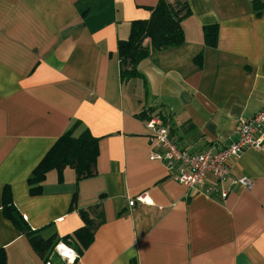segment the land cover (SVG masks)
Returning <instances> with one entry per match:
<instances>
[{"label": "crops", "instance_id": "0c3cea01", "mask_svg": "<svg viewBox=\"0 0 264 264\" xmlns=\"http://www.w3.org/2000/svg\"><path fill=\"white\" fill-rule=\"evenodd\" d=\"M253 1L189 0L185 45L152 53L139 64L143 76L123 83L118 43L132 22L151 18L159 0H0L6 264L45 263L6 218L5 188L43 239L73 234L85 226L79 210L100 204L104 222L82 256L57 246L65 264H264V145L232 163L222 186L227 198L209 197L150 159L146 126L150 117L164 119L180 148L217 151L237 138L240 118L264 109V10L257 16ZM208 26L219 28L216 48L205 46ZM76 122V136L88 129L99 139L96 175L77 182L71 168L61 179L51 171L41 194L31 195L28 179ZM242 177L251 189L232 183ZM143 193L152 203L131 207ZM61 245L73 260L60 254Z\"/></svg>", "mask_w": 264, "mask_h": 264}, {"label": "trees", "instance_id": "16d2710c", "mask_svg": "<svg viewBox=\"0 0 264 264\" xmlns=\"http://www.w3.org/2000/svg\"><path fill=\"white\" fill-rule=\"evenodd\" d=\"M253 8L257 16L264 10V4L260 0L253 1ZM191 16L189 0H159L157 6L152 9L149 20H139L131 23L130 36L127 40L118 43L120 59V72L122 82H128L135 78H141L139 64L149 58L152 53H159L178 49L185 45V32L183 22ZM218 26L204 28L205 46L216 48L218 43ZM150 40V47L144 45ZM202 55L196 60H200ZM145 120L144 115L139 116ZM153 118V117H152ZM149 118V121L152 119ZM159 118V117H158ZM163 126L164 119L159 118ZM148 121V122H149ZM80 123H74L71 128L61 136L54 146L45 155L28 179L31 195H39L42 185L51 171H57L62 178L67 168L75 171L77 182L94 177L97 173L96 163L99 155V139L92 136L88 129H84L80 135H75ZM73 204L77 201V193L74 195ZM95 211L99 213L96 214ZM4 213L14 226L22 231L31 243L33 250L45 264H65L56 252V248L63 243L73 249L77 257H80L93 244L95 232L104 222L100 204L88 210H79V214L85 226L76 230L73 234L58 238H41L37 232L32 231L27 222L14 206L9 188L4 191ZM91 213L95 216L92 217ZM78 258H76L77 260ZM0 264H6V255L0 251Z\"/></svg>", "mask_w": 264, "mask_h": 264}, {"label": "built area", "instance_id": "2783aa9c", "mask_svg": "<svg viewBox=\"0 0 264 264\" xmlns=\"http://www.w3.org/2000/svg\"><path fill=\"white\" fill-rule=\"evenodd\" d=\"M146 126L150 131L149 142L153 149L150 159L163 163L169 176L177 183L209 197L227 198L230 191L222 186L232 178V163L247 149H260L264 145V109L251 118H240L237 138L217 151L191 152L180 148L171 137L168 127L163 126L157 118H152ZM232 181L234 185L246 189L253 186L246 177ZM149 201L150 197L143 193L130 200L129 205H149L152 203Z\"/></svg>", "mask_w": 264, "mask_h": 264}, {"label": "bare ground", "instance_id": "6f19581e", "mask_svg": "<svg viewBox=\"0 0 264 264\" xmlns=\"http://www.w3.org/2000/svg\"><path fill=\"white\" fill-rule=\"evenodd\" d=\"M60 251L63 253L62 255L66 258H69L71 260H73L74 254L72 253V251L70 249H68L67 247H65L64 245L60 246ZM69 253V255H65V253Z\"/></svg>", "mask_w": 264, "mask_h": 264}, {"label": "snow or ice", "instance_id": "6c2138e0", "mask_svg": "<svg viewBox=\"0 0 264 264\" xmlns=\"http://www.w3.org/2000/svg\"><path fill=\"white\" fill-rule=\"evenodd\" d=\"M149 203H151V201H149ZM65 255H69V253L66 252Z\"/></svg>", "mask_w": 264, "mask_h": 264}, {"label": "rangeland", "instance_id": "374dc122", "mask_svg": "<svg viewBox=\"0 0 264 264\" xmlns=\"http://www.w3.org/2000/svg\"><path fill=\"white\" fill-rule=\"evenodd\" d=\"M60 256V255H59ZM61 257V256H60Z\"/></svg>", "mask_w": 264, "mask_h": 264}]
</instances>
